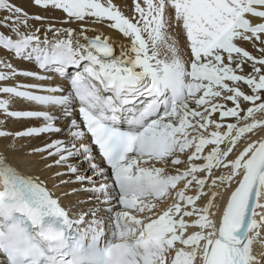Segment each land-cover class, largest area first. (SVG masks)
<instances>
[{"label": "snow or ice", "instance_id": "6c2138e0", "mask_svg": "<svg viewBox=\"0 0 264 264\" xmlns=\"http://www.w3.org/2000/svg\"><path fill=\"white\" fill-rule=\"evenodd\" d=\"M33 2L77 27L0 0V126L36 122L0 138L59 137L32 151L89 199L64 206L0 155V264H264V138L247 135L264 129V0H133L131 17L113 0Z\"/></svg>", "mask_w": 264, "mask_h": 264}, {"label": "bare ground", "instance_id": "6f19581e", "mask_svg": "<svg viewBox=\"0 0 264 264\" xmlns=\"http://www.w3.org/2000/svg\"><path fill=\"white\" fill-rule=\"evenodd\" d=\"M12 3H15L22 9H24L25 12L29 13L30 15H40L42 17H47L53 22H55L56 27H77L76 24H63L61 21H63L65 14L61 10H53L51 8L45 10L41 7L35 6L33 0H11ZM115 4H117L121 10L128 15L129 17L133 14V0H113ZM4 13L0 12V16H3ZM47 22V21H46ZM31 24L35 26H39V22L35 20L30 21ZM89 27H95L99 29L100 31L104 32L106 35L114 38V39H122L121 35L110 28H108L105 25L101 24H95V25H89ZM6 31V30H3ZM94 33H89V35H93ZM173 36L177 39L179 46L181 47L182 51L184 52L185 57L187 58L190 56V51L188 50L187 46V40L186 36L183 33V30L180 28H176L173 31ZM51 35V34H49ZM240 46L244 47L246 50L251 52L253 55H259V52L253 48L252 44L250 42L244 41L239 42ZM0 58L7 59L9 58V54L0 51ZM14 65H16L20 69H27V70H37L35 65L22 61V60H16L12 59L11 61ZM245 71H251V69L248 66H245ZM41 74L42 70H41ZM17 83H35L36 81H33L28 78L24 77H18ZM9 83H13L10 81ZM52 84H58V82H50ZM246 91L247 88H245ZM3 98V97H0ZM229 106H231L229 104ZM248 105H244V107H247ZM40 106L30 104L29 102L17 100L14 105V110H28V109H39ZM257 118L264 119V114H257ZM4 116L0 115V120H4ZM228 122H235L233 118H229ZM33 123H36L34 121L20 119H7V122L5 125H2L0 127L6 128V130H10L12 132L15 131H21L24 130L26 127L32 125ZM251 135L253 140H259L261 138H264V129L256 130L255 134H247ZM59 138L57 136H48L43 135L40 137H33V138H19L16 140H13L11 137L5 139L0 138V155L7 158V161L9 164H11L13 167L18 169L22 174L26 176L31 177H39L40 181L44 182V184L47 186V188L57 197H60L61 202L63 205H66L68 207L76 206L75 202L78 200H83L85 198V194L81 193L80 195H73L70 197H65L63 195L64 192H68L71 190L72 187H80L76 184H70L68 186H64L60 184V179L63 180H69L74 179L69 176H63L61 178H56L55 173L56 172H64L66 171L63 167H56L53 166L51 168L47 167V165L53 164L54 158H46L47 153H38L33 152V149L36 148H42L46 143L50 142L52 139ZM246 138H242L241 145L245 143ZM83 168V167H82ZM226 195V194H225ZM224 195L223 201H219L222 205L224 204L226 198ZM90 206V205H89ZM167 205L161 204L160 207L164 208Z\"/></svg>", "mask_w": 264, "mask_h": 264}]
</instances>
